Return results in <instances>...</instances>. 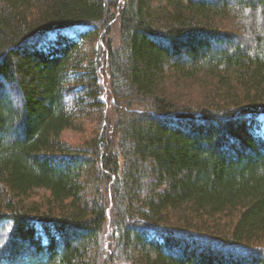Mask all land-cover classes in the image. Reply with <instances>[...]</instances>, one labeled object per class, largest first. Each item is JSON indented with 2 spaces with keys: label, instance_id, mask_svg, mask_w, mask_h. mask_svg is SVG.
Listing matches in <instances>:
<instances>
[{
  "label": "trees",
  "instance_id": "1",
  "mask_svg": "<svg viewBox=\"0 0 264 264\" xmlns=\"http://www.w3.org/2000/svg\"><path fill=\"white\" fill-rule=\"evenodd\" d=\"M0 264H264V0H0Z\"/></svg>",
  "mask_w": 264,
  "mask_h": 264
},
{
  "label": "rangeland",
  "instance_id": "2",
  "mask_svg": "<svg viewBox=\"0 0 264 264\" xmlns=\"http://www.w3.org/2000/svg\"><path fill=\"white\" fill-rule=\"evenodd\" d=\"M78 29V30H77ZM82 28L73 29L71 35H73L76 31H81ZM111 37H113L115 44L118 40V29L115 23L112 25ZM102 102L105 104L104 110H102L103 118H100L97 121L86 122L83 125V132H74V131H64L61 137L69 143L72 144H80L83 140L91 138V135L96 134L100 131L105 121L111 118H114L113 109L110 104H107L105 97L101 96Z\"/></svg>",
  "mask_w": 264,
  "mask_h": 264
}]
</instances>
